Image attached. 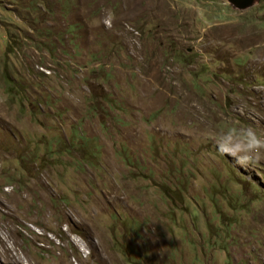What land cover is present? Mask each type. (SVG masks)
I'll use <instances>...</instances> for the list:
<instances>
[{
    "label": "rangeland",
    "instance_id": "obj_1",
    "mask_svg": "<svg viewBox=\"0 0 264 264\" xmlns=\"http://www.w3.org/2000/svg\"><path fill=\"white\" fill-rule=\"evenodd\" d=\"M264 0H0V264H264Z\"/></svg>",
    "mask_w": 264,
    "mask_h": 264
},
{
    "label": "clouds",
    "instance_id": "obj_2",
    "mask_svg": "<svg viewBox=\"0 0 264 264\" xmlns=\"http://www.w3.org/2000/svg\"><path fill=\"white\" fill-rule=\"evenodd\" d=\"M214 147L218 155L230 157L234 164L243 167L253 162L264 149V137L251 128L227 125L215 139Z\"/></svg>",
    "mask_w": 264,
    "mask_h": 264
},
{
    "label": "water",
    "instance_id": "obj_3",
    "mask_svg": "<svg viewBox=\"0 0 264 264\" xmlns=\"http://www.w3.org/2000/svg\"><path fill=\"white\" fill-rule=\"evenodd\" d=\"M228 1L238 8H247L251 6L255 0H228Z\"/></svg>",
    "mask_w": 264,
    "mask_h": 264
}]
</instances>
